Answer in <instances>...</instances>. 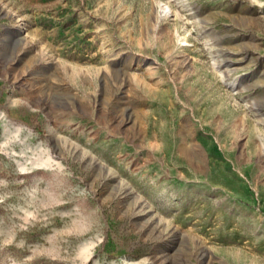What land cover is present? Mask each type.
<instances>
[{"label": "rangeland", "instance_id": "rangeland-1", "mask_svg": "<svg viewBox=\"0 0 264 264\" xmlns=\"http://www.w3.org/2000/svg\"><path fill=\"white\" fill-rule=\"evenodd\" d=\"M0 264H264V0H0Z\"/></svg>", "mask_w": 264, "mask_h": 264}]
</instances>
